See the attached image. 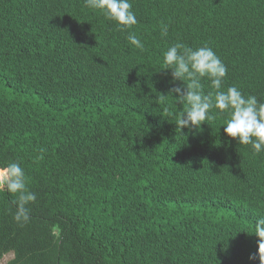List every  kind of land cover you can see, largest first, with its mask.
Listing matches in <instances>:
<instances>
[{
	"label": "trees",
	"instance_id": "obj_1",
	"mask_svg": "<svg viewBox=\"0 0 264 264\" xmlns=\"http://www.w3.org/2000/svg\"><path fill=\"white\" fill-rule=\"evenodd\" d=\"M130 2L121 31L84 0H0V166L20 163L37 197L21 223L0 190V260L259 264L264 151L226 137L216 110L180 131L163 54L211 47L223 88L264 102V0Z\"/></svg>",
	"mask_w": 264,
	"mask_h": 264
},
{
	"label": "clouds",
	"instance_id": "obj_2",
	"mask_svg": "<svg viewBox=\"0 0 264 264\" xmlns=\"http://www.w3.org/2000/svg\"><path fill=\"white\" fill-rule=\"evenodd\" d=\"M84 3L86 7L102 12L107 20L114 21L121 31L131 29L138 23L130 0H84ZM167 32L165 26L161 35L167 36ZM128 41L137 48H143L135 34H130ZM163 57L165 69L171 70L173 80L182 82L181 86L173 87L168 93L178 104L186 105L175 123L180 131L207 124L206 121L215 118L212 112L216 110L215 116L228 117L222 127L226 137L239 145H250L253 154L264 151V102L254 95L245 96L236 86L223 88L228 69L211 47L205 45L194 49L175 43L164 52ZM205 79L215 90L214 95L212 92L204 93L201 81ZM0 190L17 194L13 201L16 209L14 219L21 223L28 222V206L37 197L28 189L25 171L20 163L8 162L0 166ZM252 230L258 238L259 264H264V216L255 221Z\"/></svg>",
	"mask_w": 264,
	"mask_h": 264
},
{
	"label": "rangeland",
	"instance_id": "obj_3",
	"mask_svg": "<svg viewBox=\"0 0 264 264\" xmlns=\"http://www.w3.org/2000/svg\"><path fill=\"white\" fill-rule=\"evenodd\" d=\"M13 258V255L10 253L6 255L3 259L0 260V264H8V262Z\"/></svg>",
	"mask_w": 264,
	"mask_h": 264
}]
</instances>
